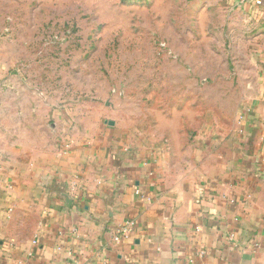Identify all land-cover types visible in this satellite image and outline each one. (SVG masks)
<instances>
[{"label": "crops", "instance_id": "1", "mask_svg": "<svg viewBox=\"0 0 264 264\" xmlns=\"http://www.w3.org/2000/svg\"><path fill=\"white\" fill-rule=\"evenodd\" d=\"M227 7L255 59L236 68L237 114L193 139L0 91V264H264V3Z\"/></svg>", "mask_w": 264, "mask_h": 264}, {"label": "rangeland", "instance_id": "2", "mask_svg": "<svg viewBox=\"0 0 264 264\" xmlns=\"http://www.w3.org/2000/svg\"><path fill=\"white\" fill-rule=\"evenodd\" d=\"M229 12L227 0H0V91L26 84L71 117L99 105L144 137L193 139L237 114L236 68L255 59Z\"/></svg>", "mask_w": 264, "mask_h": 264}, {"label": "built area", "instance_id": "3", "mask_svg": "<svg viewBox=\"0 0 264 264\" xmlns=\"http://www.w3.org/2000/svg\"><path fill=\"white\" fill-rule=\"evenodd\" d=\"M254 3L257 6H261L264 3V0H254ZM132 224L133 222L131 220H125L122 226H120V228L113 232L112 238L118 241L120 238L126 236L128 233V229L132 226Z\"/></svg>", "mask_w": 264, "mask_h": 264}, {"label": "water", "instance_id": "4", "mask_svg": "<svg viewBox=\"0 0 264 264\" xmlns=\"http://www.w3.org/2000/svg\"><path fill=\"white\" fill-rule=\"evenodd\" d=\"M106 122L110 125L113 124L112 120H107Z\"/></svg>", "mask_w": 264, "mask_h": 264}]
</instances>
